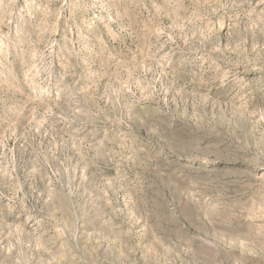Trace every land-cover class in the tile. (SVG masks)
I'll list each match as a JSON object with an SVG mask.
<instances>
[{
  "label": "rangeland",
  "instance_id": "rangeland-1",
  "mask_svg": "<svg viewBox=\"0 0 264 264\" xmlns=\"http://www.w3.org/2000/svg\"><path fill=\"white\" fill-rule=\"evenodd\" d=\"M0 264H264V0H0Z\"/></svg>",
  "mask_w": 264,
  "mask_h": 264
}]
</instances>
